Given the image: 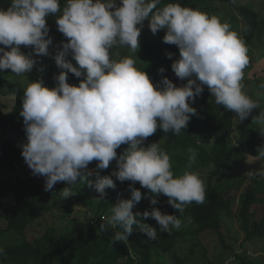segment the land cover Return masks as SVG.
I'll use <instances>...</instances> for the list:
<instances>
[{"label": "clouds", "instance_id": "9594fccd", "mask_svg": "<svg viewBox=\"0 0 264 264\" xmlns=\"http://www.w3.org/2000/svg\"><path fill=\"white\" fill-rule=\"evenodd\" d=\"M119 3L117 7V0H66L61 10L60 0H11L6 10L0 9V45L4 46L0 47V71L26 74L36 63L32 53L49 55L52 38L46 18L61 13L56 24L68 42L62 44L63 50L54 59L60 69L67 71L54 77L57 86L51 90L43 80L31 82L25 89L20 115L27 143L21 145V155L32 174L45 179V191L58 182L67 184L60 192L64 199L75 195L68 185L84 181L90 174V162L98 161L97 170H104L115 160L118 170L94 184L88 181V186L99 194L97 200H102L106 188H116L112 177L120 182L131 181V199H119L111 217L101 218L105 222L100 230L119 228L122 231L115 233L113 241H125L136 225L155 240L157 227L142 220L151 217L165 232L179 229L182 221L157 207L144 211L137 219L141 214L134 215L132 209L141 201L142 193L134 187L135 182L153 194L150 205H157L163 194L179 213L193 201L204 203L205 185L198 173L187 170L174 178L170 156L159 143L144 147V141L158 128L179 135L197 114L189 102H195L204 86L215 97V103L234 112L239 122L260 105L243 91L248 49L228 23L180 4L157 8L161 0ZM145 20L153 34L166 29L163 42L178 47L180 58L171 67L180 80L188 78L182 87L166 77L154 87L133 58L110 59L114 46L132 52L139 48ZM21 45L31 46L32 53L24 54ZM69 55L78 68L66 60ZM167 55L171 59L173 54ZM159 72L163 74L165 69ZM68 73L84 79L72 86L66 82ZM253 122L264 125V111ZM125 144L127 149L118 156L116 150ZM188 153L187 167L191 168L197 152L190 147ZM257 158H264V147L258 149ZM247 175L255 178L252 171ZM3 252L0 248V254Z\"/></svg>", "mask_w": 264, "mask_h": 264}, {"label": "trees", "instance_id": "16d2710c", "mask_svg": "<svg viewBox=\"0 0 264 264\" xmlns=\"http://www.w3.org/2000/svg\"><path fill=\"white\" fill-rule=\"evenodd\" d=\"M169 3L184 7L182 0H161L157 8L162 9ZM65 4L66 0H60L61 10ZM10 5L11 0H0V9L6 10ZM240 14L245 22L244 41L256 38L261 30L258 13L251 5H248L240 9ZM53 41L57 44V50L62 48L63 43L68 42V38L58 31V26H56ZM0 47L4 46L0 45ZM20 47L26 55L31 48V46L23 45ZM141 48L137 69L148 74L154 87L165 77L177 87L187 83L176 77L171 67L180 58L176 45L166 44L163 42V37L152 34L143 40ZM169 53L173 54L171 59L168 58ZM34 60L36 63L30 73L36 76L35 81L43 80L50 90L56 87L57 81L54 79L57 76L56 71L48 68L42 56H37ZM75 67L79 66L75 64ZM161 68L165 69L163 74L159 72ZM58 71L66 72L67 70L58 69ZM11 74H14L11 70L0 71V75ZM83 79V76L77 78L74 74L68 73L66 82L72 86H78ZM5 89L9 94H6L4 87H0V97L9 100L7 95H12L13 104L0 103V138L3 140L0 143V212L10 194L14 204L5 210L4 219L7 226L4 230H0V236L10 234L19 236L25 241L15 246H0L4 249V252L0 254V264H150L153 257L165 254L172 258L173 264H185V259L177 254L179 245L191 240L192 248L189 249V256H192L194 247L200 245L197 241L198 237L214 235L223 242V219L233 217L240 221L245 242L251 243L254 240L264 239V176L255 174V178L250 179L249 176L234 173L232 170L234 161L243 156L259 159L257 158L258 149L264 147L263 128L258 126L252 129L247 125L242 126L240 122L235 124L231 111L216 104L215 97L205 100L202 105L193 106L197 109V114L191 117L188 126L179 135L165 133L158 128L156 133L148 137L142 145L147 147L149 144L159 143L160 148L170 156V160H174L171 165L174 178L182 176L186 170L195 172L199 168L211 167L207 175L201 178L205 185L204 203L197 204L193 201L185 205L183 213L173 209L167 203L168 197L163 194L159 195L157 205H150L153 194L141 187L139 182H135L134 187L142 193L141 201L132 209L134 215L141 214L137 219L142 218L144 211H151L152 207H157L162 213L177 215L182 221L179 229L172 228L170 232L161 231L157 222L149 217L142 222L157 227L155 240L149 239L146 233L133 225L132 234L136 236L133 246H130L129 239L114 242L115 233L122 230L109 226L106 231H101L100 225L105 222L101 218L113 209L119 199H131L129 185L132 182H120L112 177L116 188H106V195L102 200H97L99 194L94 188L88 186V181L94 184L98 178L110 176L114 170L118 169L114 160L110 162L108 169L97 170L98 161L93 160L88 165L90 174L75 188L78 191L96 193L97 220L87 222L77 233H57L55 228L48 226L41 229L39 235L35 236L32 234L34 229L42 226L41 221L50 210L45 200L52 199L55 194L62 191L64 186L62 183L65 182H58L52 190L45 191L43 177L17 176L9 185V190L3 186L1 175H9L14 171L18 161L25 162L21 155V145L24 144L22 138L26 136L23 126L16 145L3 139L24 124L20 112L25 89L17 83H9ZM233 136H236L234 141ZM127 147L126 144L121 145L116 150L117 155L123 154ZM190 147L196 150L197 158L192 167L188 168ZM244 185L247 187L236 203L227 198V192L238 191ZM235 204L238 205L236 212H234ZM28 233L32 234L31 238H28ZM241 264L249 263L243 260Z\"/></svg>", "mask_w": 264, "mask_h": 264}, {"label": "rangeland", "instance_id": "374dc122", "mask_svg": "<svg viewBox=\"0 0 264 264\" xmlns=\"http://www.w3.org/2000/svg\"><path fill=\"white\" fill-rule=\"evenodd\" d=\"M183 6L185 8H191L202 13H206L209 17L216 16L220 19L221 23H228L231 28L230 30L237 32L238 36L244 41V27L245 22L240 14V9L244 6L251 5L254 11L258 13V20L261 24V30L258 36L250 41H244L248 52L249 64L244 69V77L242 84L244 85L243 91L255 102H257L260 107L259 109L253 110L248 118L243 122H240L242 126H249V128L255 129L261 126L264 131V125L253 122V118L257 117L260 112L264 111V0H182ZM65 6V5H64ZM121 6L119 0H117V7ZM115 10V9H113ZM61 13L55 15H50L47 17L46 25L49 28V36L52 38V44L49 45L48 52L49 55L42 56V60L46 61L48 68L52 71H56L57 75L60 74L58 69H60L54 57L63 50L56 49L57 44L53 41V35L56 30V20ZM149 21L145 20L143 22V27L141 29V35L138 38L139 48L132 52L127 47L114 46L110 50V57L113 60H121L125 57L133 58L135 60V66L139 67L137 64L140 62L138 60L139 51L142 50L141 44L143 40L153 33L149 28ZM137 27H140L139 25ZM166 29L159 30L155 35L164 37L166 34ZM29 53H32V48H30ZM28 53V54H29ZM37 55L32 53V58L35 59ZM75 66L76 62L72 60L71 55L66 57ZM195 79V77H192ZM36 76L32 73H26L22 75H0V87H4L6 94L9 92L5 89L9 83H17L24 89L27 88L28 84L31 82H36ZM186 82L188 78L184 79ZM199 83V81H197ZM44 86L46 84L44 83ZM9 100L0 97V103L13 104L12 95H7ZM211 97L210 91L207 86H204V91L199 97H196L195 102L191 103L190 106L202 105L205 100H209ZM234 118V123L237 124L238 118L234 112H231ZM24 124L18 127L10 135H7L4 141L16 145L18 141V136L23 128ZM236 136H233V141ZM0 138V143H2ZM23 143L27 142L26 136L22 138ZM150 145V144H149ZM171 165H173L174 160H170ZM211 167L199 168L195 173L199 174L200 178H203L210 171ZM232 170L234 173H243L247 175L248 172L252 171L256 175L264 176V158L255 159L249 156H243L241 159L234 161ZM83 171V170H82ZM17 176H33L31 170L27 164L23 161H18L16 168L9 175H1L3 186L9 190V185L16 179ZM248 176V175H247ZM80 181L73 185H68V187L75 193V195L64 199V197L58 192L51 199L45 200L47 206H49V212L44 216L41 221L40 228H35V236H38L41 229L46 227H53L57 230V233H77L79 229L83 228L87 222H95L98 218V203L96 200L95 192H83L78 191L75 187L78 186ZM64 185V186H63ZM63 189L67 187L66 183H62ZM246 185L238 191L227 192L226 196L235 203L238 201L240 194L246 189ZM62 189V190H63ZM14 204V199L12 194L5 201L4 206L0 212V230H4L7 226V222L4 219L5 210ZM238 209V205L235 204L234 212ZM112 210H110L103 218H110L112 215ZM224 226V240L220 242L216 236H201L198 237L199 242L198 247H194V252L192 256H189V249L191 247V240H188L177 248V254L180 258L185 259V264H204L209 262L212 264H241L244 260L245 263L249 264H263L264 263V239L254 240L251 243L244 241V234L241 231L240 221L233 217L231 219H223ZM31 233H28V238H31ZM129 239V240H128ZM127 240L130 246H133L136 240L135 234L128 236ZM25 239L5 234L0 236V246H15L24 242ZM141 242V240H139ZM196 241V240H195ZM150 264H173L172 258L165 254L160 257H153Z\"/></svg>", "mask_w": 264, "mask_h": 264}]
</instances>
